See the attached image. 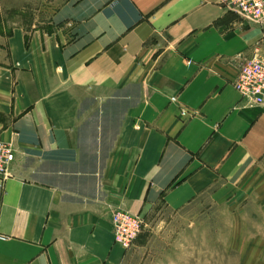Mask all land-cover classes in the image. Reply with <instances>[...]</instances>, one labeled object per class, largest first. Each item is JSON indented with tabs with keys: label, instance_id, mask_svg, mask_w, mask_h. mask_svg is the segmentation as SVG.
Instances as JSON below:
<instances>
[{
	"label": "crops",
	"instance_id": "obj_1",
	"mask_svg": "<svg viewBox=\"0 0 264 264\" xmlns=\"http://www.w3.org/2000/svg\"><path fill=\"white\" fill-rule=\"evenodd\" d=\"M255 48L264 23L216 0H64L0 27V264H129L114 210L240 194L264 162V105L233 87Z\"/></svg>",
	"mask_w": 264,
	"mask_h": 264
},
{
	"label": "rangeland",
	"instance_id": "obj_2",
	"mask_svg": "<svg viewBox=\"0 0 264 264\" xmlns=\"http://www.w3.org/2000/svg\"><path fill=\"white\" fill-rule=\"evenodd\" d=\"M64 0H0V27L46 23ZM232 200L152 212L129 264H264V162Z\"/></svg>",
	"mask_w": 264,
	"mask_h": 264
},
{
	"label": "built area",
	"instance_id": "obj_3",
	"mask_svg": "<svg viewBox=\"0 0 264 264\" xmlns=\"http://www.w3.org/2000/svg\"><path fill=\"white\" fill-rule=\"evenodd\" d=\"M225 11L236 14L248 24L263 25L264 0H216ZM233 87L247 105H264V53L255 48L250 57L239 63ZM184 112L181 111V114ZM14 158L11 144L0 140V180L9 176L8 167ZM143 220L127 210L117 209L111 215L113 240L129 249L139 235Z\"/></svg>",
	"mask_w": 264,
	"mask_h": 264
}]
</instances>
